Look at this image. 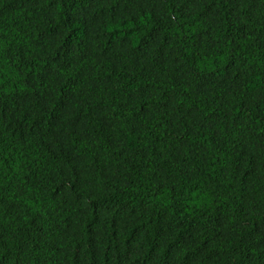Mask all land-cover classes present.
Here are the masks:
<instances>
[{
	"label": "trees",
	"instance_id": "obj_1",
	"mask_svg": "<svg viewBox=\"0 0 264 264\" xmlns=\"http://www.w3.org/2000/svg\"><path fill=\"white\" fill-rule=\"evenodd\" d=\"M0 264H264V0H0Z\"/></svg>",
	"mask_w": 264,
	"mask_h": 264
}]
</instances>
